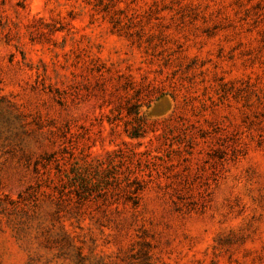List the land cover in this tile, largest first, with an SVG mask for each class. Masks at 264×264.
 Listing matches in <instances>:
<instances>
[{
	"label": "rangeland",
	"instance_id": "1",
	"mask_svg": "<svg viewBox=\"0 0 264 264\" xmlns=\"http://www.w3.org/2000/svg\"><path fill=\"white\" fill-rule=\"evenodd\" d=\"M0 264H264V0H0Z\"/></svg>",
	"mask_w": 264,
	"mask_h": 264
}]
</instances>
